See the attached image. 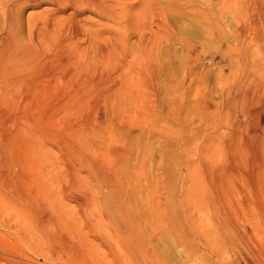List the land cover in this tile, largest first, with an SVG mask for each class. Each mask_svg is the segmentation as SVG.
<instances>
[{"label": "rangeland", "instance_id": "374dc122", "mask_svg": "<svg viewBox=\"0 0 264 264\" xmlns=\"http://www.w3.org/2000/svg\"><path fill=\"white\" fill-rule=\"evenodd\" d=\"M209 1L210 6H206L204 0H177L181 16L175 15L172 9L161 10L164 21L167 20L162 29L168 33L158 29L155 20H152L153 14L159 16L157 10L149 12V18L148 13L141 10L139 5L123 10L128 20H119L116 25L110 20L101 19L93 11L75 13L71 8L60 10L48 2L22 4L16 10L15 18L7 17L5 20L0 14V38H4L0 39L1 44L4 41L7 42L6 45L12 43L13 46L33 50L36 42H39L43 45L41 53L45 55L57 53L60 40L66 36V39L71 38L70 47L72 45L76 51L93 59L95 63L101 55H105L101 50L105 44L108 45L111 36H123L119 46L124 45L126 51L123 53L118 50L115 58L116 61L121 59L122 71L127 75L129 73V78L134 75V85L131 82L130 85L137 98L122 104L111 103L112 101L100 97L97 102L95 98L92 99L94 102L78 106L74 104L69 108L59 107L57 102L41 105L24 101L8 106L9 108L3 107L5 115L0 135L4 140L5 152L0 153V264H117L119 257L115 255L116 258H113L110 250L118 248L117 241L120 237L125 238L115 232L108 221L103 222L102 228H95L88 223V218L84 221L85 215L74 212L78 210L76 204L81 203L84 192L78 190L67 178L66 161L62 158L63 154H68L66 144L71 139L67 135L70 130L84 125L86 140L93 141L91 128L98 122L104 127V121L108 122L112 118L110 109L113 108L126 110L128 115L124 119L130 122L126 138L130 137L131 143L124 148L123 155L132 161V178L125 187L131 199L141 193L152 224L158 222V218L161 220V223L159 221L158 225L152 226L158 233L148 228L147 232L152 231L156 236L146 234V240L150 241L148 244L144 243V249L147 248V253L152 252L153 255H148L145 262L155 264L156 259V264H192L194 260L199 264H225L230 261L235 264V258L238 259L240 255L248 258L253 251L263 250L264 253V208L257 213L250 205L257 195L262 200L264 180L260 178L257 182L249 177L250 160L254 159L255 153L250 152L245 143V137L251 136V127L256 120L262 115L264 118V96H261L264 94L257 91L259 85H264V0ZM206 17L208 20H205ZM46 20L47 25L44 24ZM8 30L14 35L7 37L9 42L3 37ZM4 43L2 45L5 46ZM187 46L190 47L189 51L185 49ZM93 47L102 48L98 49V59L92 58L95 54ZM32 58L33 56L30 57ZM103 68L99 71L105 72ZM101 89L97 90L102 95ZM250 92L253 99L246 97L251 96ZM96 94L94 93L95 96ZM243 108L250 110L249 115L244 114ZM32 120L49 123L51 128L45 136L38 133L30 135L35 144V155L30 163L33 172L29 173V169L25 171L15 163L16 159L7 146L11 139L17 140L15 130L26 127L27 121ZM228 121L233 125H229ZM213 124L217 129L222 127V134L219 138L207 141L212 135ZM118 128H121L120 124L116 125V130ZM124 133L125 135L119 130L116 135L105 133L106 144L113 146L112 143L125 138L126 132ZM261 154L264 158V148ZM10 156L14 159L12 163ZM93 156L102 162L105 158L104 150L97 151ZM68 159V162L76 163L72 157L68 156ZM23 171L46 181L51 192L60 198L66 216L69 214L66 219L70 228L58 221V217L54 218L55 214L50 209L39 211L36 206L32 210H21V214V207H12L17 198L14 184H19L22 192L32 190L30 192L35 195V185L32 184L31 187V182H27L28 178L26 179ZM80 177L87 183L90 181L91 186L95 184L96 189V179L87 171L84 170ZM212 182L221 187L229 186L230 194L232 192L229 203L235 205V213L240 218L237 224L247 230L248 236H252L249 239H236L232 244L235 249L228 245L222 246L219 234L212 230V226L208 227L207 220L213 219L216 214L214 209L222 207L212 193L207 196L202 194ZM100 188L104 197L101 200L107 203L116 201L115 196L109 194V185L102 184ZM186 188H190L187 196L184 195ZM156 193L160 195L164 206H167L162 217L156 216L151 203L149 204L152 199L157 198ZM103 194L113 197H105ZM185 196H189L187 200L192 198L187 201ZM263 201L264 199L262 203ZM251 216L255 222L259 218L258 224L251 222ZM106 222L109 228L106 227ZM202 222L207 223L205 228ZM252 223L257 224L254 233L251 230L253 227L248 226ZM91 226L93 228L90 229ZM155 226H159V229ZM110 243L112 245H107Z\"/></svg>", "mask_w": 264, "mask_h": 264}, {"label": "bare ground", "instance_id": "6f19581e", "mask_svg": "<svg viewBox=\"0 0 264 264\" xmlns=\"http://www.w3.org/2000/svg\"><path fill=\"white\" fill-rule=\"evenodd\" d=\"M39 2L40 3L46 2V4L48 2V4L53 5V6L55 5L60 10H64L66 8H71L74 10L75 13H81V12H85V11H93L101 19L103 18V19L110 20V21L114 22V24L117 23L119 20H124V21L128 20V16L124 15L123 10L132 9L135 7V5H139L141 10L143 9L146 13H148L147 14L148 16H149V12L153 11L154 9L157 10V12H159L158 13L159 16H157L156 14L152 15V20H155L156 26L160 30H164L162 28L165 27L166 21H167V20L164 21V17L161 15L162 14L161 10L172 9L173 13L175 15L177 14V15L181 16V14H182V13H179L181 10L178 8L179 5L177 4L178 3L177 0H0V12H1L0 14L2 15V18L5 20L7 17L8 18L9 17L15 18L16 12H17L16 10L18 9V7L20 5H22V4H35V3H39ZM204 3L206 4V6L211 5L209 0H204ZM71 15H73V14H71ZM46 17H49V16L47 15ZM149 18H150V16H149ZM205 20H208L207 17ZM47 21L48 20L45 21V23H44L45 25H47V23H48ZM160 21H161V23H160ZM70 27H71V25H70ZM151 27H152V25H151ZM36 28H33V29H36ZM67 30H69V29H67ZM155 30H156V28H155ZM0 31H1V29H0ZM41 31H40V33H41ZM156 32H157V30H156ZM162 32H167V30L166 31L164 30ZM17 33H19V32H17ZM61 33H62V31H61ZM253 33L255 34L254 30H253ZM63 34H64V32H63ZM10 35H11V37L14 36L11 33V31L8 30L6 32V35L5 36L3 35V37H6L5 41L8 40L7 37H9ZM17 35L19 36V34H17ZM74 35H76V34H74ZM116 35H117V33H116ZM64 37H65V39H64ZM64 37H63V39L60 40L61 41L60 45L57 43L58 49H59L57 51V53L55 52V53L49 54V55H45V53H41L43 45L40 44L39 42H36L35 45L33 44L35 46V49L29 50L26 47L20 48L17 46H13L12 43H11L12 46L10 47L11 44L6 45L7 42L4 43V41H2V40H4V38L3 39L0 38V39H2L1 41L5 44V46H4V45H2L3 43L2 44L0 43V127H1L2 121H3L2 119L5 115V112L3 111L4 110L3 107H6V106L10 107L11 105H14L20 101H22V102L24 101L25 103H30V104L31 103H35V104L37 103V104H41V105H44L47 103H49L48 105H50V103H52V102H57L56 105H58L59 107L65 106V107L69 108L70 106H72L74 104L78 106V105H81L84 103H89L90 101L92 102L93 101L92 99H95V98L97 99L100 97H103V99H106L107 101H112L111 103L121 102L122 104H126V103H129V102L137 99V98H135L133 88L130 85V82L132 85H134V82H133L135 80V78H133L134 75L132 76V78H129L128 77L129 73L127 72L128 73V75H127L124 71H122L123 65L120 63L121 59H120V61H116L117 59L115 58L116 57L115 52H117L118 50L123 51V53L126 51V47L124 45H121L122 47L119 46V42H122L123 36L122 37H121V35L111 36L108 39V45L105 44L104 45L105 47H103V49L101 48L102 50L99 49L100 47L95 48L98 46L93 47V48H95L93 50V51H95V54H93L94 56L92 55L93 56L92 58L97 57V59H98V57H99L98 56L99 55L98 49L105 53V55L104 54L101 55L102 54L101 53L100 54L101 56L99 57V59L98 60L95 59V60H97L95 63H94L93 59H89L83 53L76 51V48L74 49L72 47V45L70 47L69 41H71V38L66 39V36H64ZM28 41H30V40L28 39ZM8 42H9V40H8ZM119 47H121V48H119ZM144 49H146V46L144 47ZM185 49H186V51H189L190 47L187 46V47H185ZM127 52H128V50H127ZM31 56H33V58H34L33 61H32L33 58L30 59ZM118 60H119V58H118ZM124 60L125 59H123L122 61L124 62ZM98 63H99V66L97 65ZM146 63H147V61H146ZM102 65L104 66V68ZM100 68L105 69V72L99 71ZM137 78L138 77H136V79ZM99 88L100 89L102 88L101 90H103L102 95H101V93L99 94L100 90L99 91L97 90ZM251 91H253V90H251ZM257 91L263 92V94H264V85L263 86L259 85L257 88ZM97 92H98V94H96ZM94 93L96 94V96L94 95ZM255 94H257V93H255ZM258 94H260V93H258ZM98 95H100V96H98ZM252 96L253 95L251 93V96L249 95V97L248 96H246V97L253 99L254 97H252ZM255 96H257V95H255ZM261 96L263 97L264 95H261ZM97 101H98V99L96 100V102ZM247 106H249V105H247ZM245 109H247V108L245 107ZM245 109H244V114L249 115L250 110L248 109V111H247ZM110 113L112 114V118L109 119L108 122L104 121L105 122V123H103L104 127H102V123L101 124L99 122L97 124L95 123L96 125H94V123H93V125L97 128V130L95 127L91 128L92 130H91L90 135L93 137V138H91V139H93V141L89 142L88 140H86V133L84 132L85 131L84 125L76 126L75 128H73L72 130H70L67 133V135L71 138L70 142H68L69 144H66V150L68 151V154L67 155L63 154V156H62V158L66 161L65 171L67 173V178H69L73 182V184H75V186L78 190H81L84 192L83 193L84 194L83 199L81 200V203H77V204L75 203L76 206L78 207V210H75L74 212H76V213L81 212L80 215H82V214L85 215V217L82 216V217H84V221H85V218H88V220H90V221H88V223L89 224L91 223V225L95 228L97 226L98 227L100 226L102 228L103 222L108 221L109 224L115 229V232H118L119 234L123 235V237L125 239H122V237H120V240L117 241L118 245L117 244L116 245L118 248L116 250L115 249L110 250L111 255L113 254V258H116L115 255L117 257H119V258H117V260L114 259V260H116L117 264H146L147 262H145V261L148 259V255H153L152 252H151V254L147 253V251H146L147 248L144 249V243L148 244L150 241V240L149 241L146 240V238L148 237L146 234L150 233V235H153V237L156 236L155 233H154L155 234V236H154L152 231L147 232L148 228H150V230H152L153 229L152 226L154 224H157L159 221L161 223V220L158 218V220H159L158 222H156L154 224L151 223V221L149 219V215L147 214L148 210L146 209V204L144 205L143 199L141 197V193H138L139 196L134 197L133 199H131V197L128 194V190L126 189L125 184L129 183V181H131V178H132L131 168H130V165H131L130 161L131 160L129 157H127V156L125 157L123 155L124 154V152H123L124 148L129 146L131 143L130 137L126 138V137H128L127 132H129L128 127L130 125V122H127L124 119V117H127L128 112L126 110H122V109L116 110L113 108L112 110L110 109ZM244 114H242V115H244ZM251 115H252V113H251ZM247 116H245V118ZM231 120L234 121V119H232V118H231ZM263 120H264V118L262 115L256 120L254 125L251 127V131H250L251 136L245 137V143L248 145L247 146V147H249L248 149H250V152L255 153L254 159L250 160V166H249L250 175H249V177L251 178V180H253V181L255 180L257 182H258V179H260V178L262 180H264V158L261 154V151L264 148ZM228 122H229V125H233L232 123H230V121H228ZM27 124L28 125L26 127H24V128L19 127L15 130L14 135H15L17 140L11 141L12 140L11 139L10 142L8 143L7 147L10 149L11 154H13L14 159H16L15 163H17L20 167L24 168L25 171H26V169L27 170L29 169L30 170V171L28 170L29 173H32L33 170L30 166V163L32 162L34 155H35V151H34L35 144L33 143L32 139H30V138H31L32 134H34V133H38V134H41L42 136H45L46 132L49 131L51 126L49 123H46L44 121H38V120L27 121ZM117 124H120L121 128H118L116 130ZM234 124H237V123H234ZM238 125L239 124H237V126ZM221 129H222V127H218V129H217V127L214 125L211 128L212 135L208 139L206 138L207 141H212L215 138H219L220 134H222V131H223V129L222 130ZM233 129H234V126H233ZM118 130H119V132H122V134H124V135H125L124 132H126L125 138L122 137L121 140L119 139L120 141L118 140V141L112 143L113 146H108L105 142V141H107L106 137H105L106 136L105 133L109 132L110 134L116 135ZM220 130H221V132H220ZM84 133H85V135H84ZM140 133H142V132H140ZM3 142H4V140L0 135V153L3 151L5 152V147L3 145ZM101 149L104 150V155H105L104 156L105 158L102 162L97 160L93 156L95 153H97V151H99ZM4 152H3V154H4ZM257 153H259L260 156ZM68 156H69V158L72 157L73 159H75L76 163L72 164V163L68 162V160H69ZM0 158H1V156H0ZM142 158H144V157H142ZM14 159L12 158V156H10V159H9L10 163H12V161H14ZM70 161H71V159H70ZM5 163H7L6 159H5ZM1 168H2V162L0 159V169ZM84 170L87 171L88 174L92 175V177H94L96 179V182H97L96 183L97 184L96 189L97 190L94 188L95 184L93 186H91L90 181L87 183L85 180H83L80 177V174ZM25 171H23V172L26 173ZM25 177H26V179L28 178L27 182H31V187H32V184L35 185L34 186L35 190L33 191L35 193V195H32V193L30 192L32 190H30L26 193L22 192L20 190L21 186L19 184H14L16 189H14V187L12 189L15 190L17 198H16V202L13 203L14 205H12V207H14V209L15 208L18 209L19 207H21L20 211L22 210L23 212L26 210H29V209L32 210V208L33 207L36 208V206H37V209H39V211H44V210L48 211L50 209L55 214L54 218L58 217V219H59L58 221H62L63 225L70 228V225L66 219V217L69 214H67V216H66V212L64 211L65 207L63 206L62 202L60 201V198H58L55 193L51 192L50 188L46 185V181L43 179L42 180L39 179V177L35 178L33 174L28 175L26 173ZM44 181H45V183H44ZM102 184H107V186L108 185L110 186L109 194L115 196V198H114L116 200L115 202L113 201L112 203H110V202L107 203L105 200H101L102 198H104L102 196L101 188H100V185H102ZM127 186H128V184H127ZM227 186L228 185H226V187ZM226 187H223V186L221 187V186L217 185V183L212 182V184L209 186V188L207 187L208 188L207 190H204L205 188L203 189L204 192H202V194L207 196L208 193H212L214 195V197L217 198V200L221 203V206H222V207H217L216 209H214L216 211V212L214 211L216 214H214L213 219H210V218H209V220L206 219L209 223L208 227L212 226L213 227L212 230L219 234L218 235L219 240H220L219 242L222 244V246L228 245V246H230V248L235 249V247L232 244L235 243L236 239H237L236 241H238V238L239 239H245V238L249 239V238H252V236L250 237V235L249 236L247 235L248 232L246 233L247 230H245V228L238 226L239 223L237 224V220L238 219L240 220V218L235 213L236 212L235 205H233V203H229V198L232 197L231 196L232 192L230 194L229 186L227 187L228 189ZM93 188L96 191H94ZM263 188L264 187L262 186V189ZM7 189H9V188H7ZM189 189L186 188L184 190V195H186V196L189 195V191H187ZM10 190H11V188H10ZM185 191H187V192H185ZM228 191H229V193H228ZM15 192H13L14 195H15ZM263 193L264 192L262 191V194H261L262 200L264 199ZM10 195H12V194H10ZM106 195H104V196L105 197L111 196V195L110 196H106ZM4 196L7 197L6 194ZM154 196H155V194L153 195V198H154ZM1 197H3V196H1ZM9 197H8V199L10 200V198H12V197H10V198ZM13 197H15V196H13ZM111 197H113V196H111ZM188 197H186L185 200H187ZM259 197H260V195H259ZM57 198L59 200H57ZM160 198H161L160 195L157 194V198H155V200L152 199L151 202H149V204L151 203V206L154 209V211H155L154 213L156 214V216L158 215V216L162 217L163 213L165 212L164 209H167V206L166 205L164 206L163 202L160 201L161 200ZM191 198L192 197H190V199H188V200H191ZM8 199H6V200H8ZM259 199H261V198H259ZM259 199H258V195H257L256 200L254 202H251V204H250V205H252L251 207H253V209H254L253 211L254 212L257 211V213L260 212L261 208H264V203H262V200L260 201ZM4 202H5V200H4ZM34 202H37V204H35ZM247 202H249V201H247ZM1 206H2V204H1ZM246 206H248V204ZM184 209H186V208H184ZM22 211H21V214H22ZM254 212H252V213L254 214ZM187 213L189 215V212H187ZM193 214H191V215H193ZM33 216H35V215H33ZM187 217L190 219L189 216H187ZM251 217L253 219V220H251V222H252V221H254V217L253 216H251ZM28 218H29V216H28ZM44 218H45V216H44ZM197 219H199V217ZM200 219H203V218H200ZM258 219L259 218H257V220ZM257 220H256V222L254 221V223H257ZM162 221H164V220H162ZM197 221L199 222V220H197ZM202 223H204V222H202ZM105 224L107 225L106 227H108V223L106 222ZM206 224L207 223H204V228H205ZM257 224L254 225L252 223L251 225H248V226L253 227L251 230H254V228ZM171 225H173V224H171ZM200 225H201V223H200ZM92 226L90 227V229L93 228ZM190 226H192V225H190ZM158 227H156V229H159ZM170 227H172V226H170ZM201 228H202V226L199 227V229H201ZM98 229H100V228H98ZM199 229H198V231H199ZM262 229H263V227H262ZM154 231H156V233H158L157 230L153 229V232ZM195 231H197V230H195ZM199 232H202V231L200 230ZM254 232H255V230L253 231V233ZM108 236H109V234H108ZM104 237H106V236L104 235ZM110 237H109V239L113 238V237L112 238H110ZM216 238L218 239V237H216ZM149 239H151V237ZM145 240H146V242H145ZM154 240H155V238L153 239V241ZM217 244H219V243H217ZM107 245L110 246L112 244L110 243ZM200 245H202V244H200ZM109 246L107 248H110ZM207 247H209V246H207ZM213 247H215V246H213ZM262 251L261 252H259L258 250L256 252L253 251L250 256L248 255V258L251 259V261L253 263H251V261L246 256L241 257V255L239 254L240 257L238 259L235 258V264H264V253H262ZM189 258H190V255H189ZM256 258H257V260H255ZM154 259H155V257H154ZM220 260L222 261V259H220ZM156 263H158V262H156V259H155V264ZM232 263L233 262L230 261V263L226 262L225 264H232ZM187 264H188V262H187ZM192 264H199V263H197L194 260L192 262Z\"/></svg>", "mask_w": 264, "mask_h": 264}]
</instances>
